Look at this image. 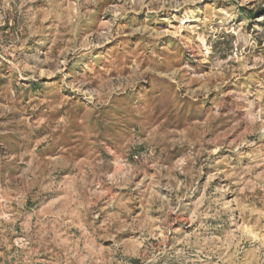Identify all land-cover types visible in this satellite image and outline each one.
I'll return each instance as SVG.
<instances>
[{"label": "clouds", "instance_id": "9594fccd", "mask_svg": "<svg viewBox=\"0 0 264 264\" xmlns=\"http://www.w3.org/2000/svg\"><path fill=\"white\" fill-rule=\"evenodd\" d=\"M0 264H264V0H0Z\"/></svg>", "mask_w": 264, "mask_h": 264}]
</instances>
